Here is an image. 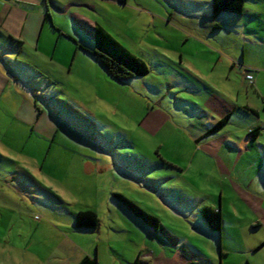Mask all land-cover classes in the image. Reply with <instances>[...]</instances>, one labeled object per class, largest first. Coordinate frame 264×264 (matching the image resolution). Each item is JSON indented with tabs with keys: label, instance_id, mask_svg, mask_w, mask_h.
<instances>
[{
	"label": "rangeland",
	"instance_id": "obj_1",
	"mask_svg": "<svg viewBox=\"0 0 264 264\" xmlns=\"http://www.w3.org/2000/svg\"><path fill=\"white\" fill-rule=\"evenodd\" d=\"M56 1L62 12L54 10L38 45L28 43L20 54L35 68L22 71L21 92L53 123V135L0 113V142L10 147L0 156V264H80L86 255L98 264H127L141 250L143 226L113 193L203 248L207 238L181 214L219 206L222 193L226 224L233 226L235 209L244 218L241 239L225 243L240 249L263 238L264 230L248 226L252 214L243 216L232 184L243 194H264V168L251 180L249 172L221 175L186 128L199 111L194 103L203 107L212 87L235 110L226 129L232 140L261 129L253 148L264 163V0H245L241 16L216 17L211 0ZM75 15L102 25L149 74L126 82L110 77L89 53L93 39ZM87 210L97 213V230L75 226V215ZM230 257L240 262L239 254ZM249 257L264 264V250Z\"/></svg>",
	"mask_w": 264,
	"mask_h": 264
},
{
	"label": "crops",
	"instance_id": "obj_2",
	"mask_svg": "<svg viewBox=\"0 0 264 264\" xmlns=\"http://www.w3.org/2000/svg\"><path fill=\"white\" fill-rule=\"evenodd\" d=\"M6 1L0 0V113L10 112L13 114L14 120L20 125L22 124L27 128L30 125L36 131L52 136L53 123L49 118L44 117L42 111L36 107L35 101L29 99V96H25L21 92L24 87L23 79H21V76H23L22 71H32L35 68L32 67V63L29 64L28 61L21 59L20 54L28 43L32 46L38 45L39 33L43 31L49 20L52 22L51 14L55 13L54 10L62 12L61 5L56 0ZM114 1L115 3L117 1V5H126L128 0L126 2L122 0ZM73 5L69 4V6ZM73 19L78 27L83 29L93 39L94 28L99 23L88 20L81 15H75ZM57 27L56 25V30L59 29ZM246 71L249 72L245 68ZM247 75L252 74L249 72ZM252 76L253 81L250 82L251 84L254 83V75ZM22 78L26 79L25 77ZM207 89H209V96L203 100V107L200 106L199 102L194 103L199 108V111L194 113V120L186 129L194 143L197 146H201L200 148L204 149L205 155L212 158L215 171H219L221 175H226V177L237 176L240 171L249 172L247 176L251 180L254 174L264 168L262 154L256 148H253L261 135V129L259 127L250 128V130L257 131L256 137H253L248 132L247 138L241 139L240 142L232 140L226 129L231 124L232 113L235 110L232 111V105L219 97L215 89L209 86ZM243 109L258 115V111L250 106H245ZM225 116H229L228 124L209 138L202 139L206 131ZM3 117L5 116H0V118ZM148 126L151 128L150 125ZM3 141L0 142V156L8 154L10 148ZM163 162L168 163L165 158ZM240 163L244 164V169L239 168ZM170 166L174 165L170 164ZM179 170L180 173L184 172V170ZM237 177L239 178V176ZM242 183L245 184L246 182ZM247 185L249 188L250 184ZM232 187L239 192V198L245 204V210L242 207L243 216L245 212L252 214L251 218L248 219V226L252 230H264V194L256 190L252 195L243 194L245 192L235 183L232 184ZM222 201L223 196L221 193L219 202L221 206H218V204L215 206H203L210 207L213 210H220L222 214V231L220 234L213 233L207 229L200 217L201 208H199V211L195 212L194 210L192 211L193 213L188 215L186 213L181 214L186 219H194L190 225L195 233L202 238H207L206 248L191 243L182 234H177L176 231L168 228L163 220L158 217L161 228L157 232L141 223V226H143L141 227L143 232L142 241L139 245L141 250L135 251L133 260L128 261L127 264H232L230 256L233 253L239 254L240 257L244 255L240 259L241 264H252L249 255L264 250V237L258 239L253 245L240 249H235L233 246L226 244L225 240L229 239V236L241 239L239 232L244 218L240 216L242 212L235 209L233 214H231L235 218L234 220L232 219L233 226L230 228V225L226 224L227 219L222 210ZM189 216L190 218H188ZM229 229H233L231 230L232 233ZM217 241H219V247ZM85 257L92 258L90 255ZM96 260L98 262L99 258L96 257Z\"/></svg>",
	"mask_w": 264,
	"mask_h": 264
},
{
	"label": "trees",
	"instance_id": "obj_3",
	"mask_svg": "<svg viewBox=\"0 0 264 264\" xmlns=\"http://www.w3.org/2000/svg\"><path fill=\"white\" fill-rule=\"evenodd\" d=\"M122 1L126 2L127 0ZM210 4V15L212 17H216L219 14L241 16L245 9V0H211ZM93 42L94 49L89 53L94 56L97 62L113 79L119 82H126L136 76L149 74L150 69L147 63L132 53L100 24H96L94 28ZM228 122L229 116L223 117L206 131L202 139H207L214 135L226 126ZM256 132V130H250L249 134L256 137ZM112 195L116 201L123 205L146 227L152 229L154 232H157L161 228L160 220L157 216L148 213L122 194L113 193ZM200 217L209 231L216 234L221 233L222 214L220 210L203 207L200 209ZM75 226L85 230H97L99 227V217L92 210L80 211L75 215ZM80 264H98V262L96 258L85 257Z\"/></svg>",
	"mask_w": 264,
	"mask_h": 264
},
{
	"label": "built area",
	"instance_id": "obj_4",
	"mask_svg": "<svg viewBox=\"0 0 264 264\" xmlns=\"http://www.w3.org/2000/svg\"><path fill=\"white\" fill-rule=\"evenodd\" d=\"M246 77H247L248 80H250V82L253 81V76L252 75H247Z\"/></svg>",
	"mask_w": 264,
	"mask_h": 264
}]
</instances>
